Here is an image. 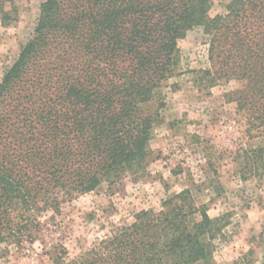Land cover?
<instances>
[{
    "label": "trees",
    "instance_id": "1",
    "mask_svg": "<svg viewBox=\"0 0 264 264\" xmlns=\"http://www.w3.org/2000/svg\"><path fill=\"white\" fill-rule=\"evenodd\" d=\"M20 0H0V23L18 20ZM44 0L31 38L0 81V257L32 240L45 211L63 199L141 174L157 113L144 105L179 74V39L210 36L213 81L259 139L243 176L264 175V0ZM159 108L163 103H159ZM247 175H246V174ZM161 209L141 210L75 258L53 247L52 264H209L228 225L189 189Z\"/></svg>",
    "mask_w": 264,
    "mask_h": 264
},
{
    "label": "rangeland",
    "instance_id": "2",
    "mask_svg": "<svg viewBox=\"0 0 264 264\" xmlns=\"http://www.w3.org/2000/svg\"><path fill=\"white\" fill-rule=\"evenodd\" d=\"M43 1L20 0L18 20L0 23V81L31 38ZM230 1L212 0L210 15L224 12ZM178 47L179 74L144 105L158 114L146 169L43 212L33 239L12 247L0 264H52L57 245L66 248L67 260L75 258L115 227L132 223L137 212L160 210L161 202L184 188L197 205H207L210 217L225 215L228 221L209 264H264V175L243 176L245 156L259 139L248 136L243 116L228 100L243 83L212 80L210 36L202 27L188 30Z\"/></svg>",
    "mask_w": 264,
    "mask_h": 264
}]
</instances>
